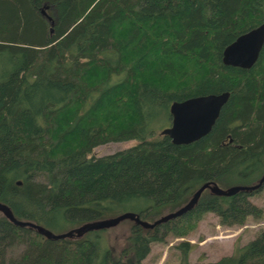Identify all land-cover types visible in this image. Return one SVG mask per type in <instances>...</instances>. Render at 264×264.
<instances>
[{
    "label": "trees",
    "instance_id": "16d2710c",
    "mask_svg": "<svg viewBox=\"0 0 264 264\" xmlns=\"http://www.w3.org/2000/svg\"><path fill=\"white\" fill-rule=\"evenodd\" d=\"M263 21L264 0H0V202L16 218L52 230L61 216L81 225L142 200L134 213L151 222L208 182L185 212L153 227L133 220L119 253L101 228L51 238L0 212V264H142L151 242L184 235L203 214L228 226L263 216L251 199L263 186L212 188L264 173V44L250 67L222 61ZM222 91L208 133L189 143L162 133L172 102ZM178 247L179 264H192L190 242ZM194 264H264V227Z\"/></svg>",
    "mask_w": 264,
    "mask_h": 264
},
{
    "label": "water",
    "instance_id": "95a60500",
    "mask_svg": "<svg viewBox=\"0 0 264 264\" xmlns=\"http://www.w3.org/2000/svg\"><path fill=\"white\" fill-rule=\"evenodd\" d=\"M42 12L47 15L52 23V16L47 14L45 10H42ZM263 44L264 21L239 34L233 41L227 44L222 50V61L225 64L250 67L257 60ZM228 97L229 91H222L220 93L195 95L172 102L170 105L171 122L161 130L162 133L170 136L174 143H189L200 138L210 131L220 113L222 105L227 101ZM263 184L264 173L259 178L258 182L253 185L234 186L228 189H222L216 184H213L212 188L218 193L229 194L238 189H254L259 186L261 187ZM207 185L208 182L203 183L196 189L193 196L184 205L174 211L163 214L151 222L140 219L134 212L125 211L115 216L85 222L79 227L72 228L65 232L55 233L34 221L16 218L10 209L1 202L0 211L12 222L22 226L27 225L34 227L45 236L51 238L68 237L78 230L86 231L94 228H105L116 224L124 218L133 219L145 227H153L155 224L168 218L175 217L189 209L191 205L197 201L200 193Z\"/></svg>",
    "mask_w": 264,
    "mask_h": 264
},
{
    "label": "rangeland",
    "instance_id": "374dc122",
    "mask_svg": "<svg viewBox=\"0 0 264 264\" xmlns=\"http://www.w3.org/2000/svg\"><path fill=\"white\" fill-rule=\"evenodd\" d=\"M136 139L122 141H110L99 144L92 149L96 156L114 152L133 145ZM251 199L262 205L264 208V184L261 190L252 195ZM142 205V200L129 202L125 209L108 215L104 218L118 215L125 211H135ZM1 212V211H0ZM170 212L166 209L162 214ZM133 219L124 218L112 226L99 229L104 233L105 241L112 247L114 253H119L122 247L127 244V235ZM60 225L52 228L55 232H65L72 228L79 227V223L74 219H65L61 216ZM264 227L263 216H249L243 224L225 225L220 222L219 217L213 213L203 214L190 226L184 235L177 236L168 233L164 240L151 242V249L147 256L142 260V264H179L180 241L187 240L191 244L188 258L192 264L199 261H211L220 258L223 255L232 254L236 246L246 243L254 238L257 232ZM85 231H75L69 238H78L84 235Z\"/></svg>",
    "mask_w": 264,
    "mask_h": 264
}]
</instances>
